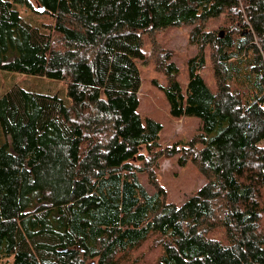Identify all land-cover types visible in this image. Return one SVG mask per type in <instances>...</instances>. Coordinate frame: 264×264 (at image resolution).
<instances>
[{"label":"trees","instance_id":"1","mask_svg":"<svg viewBox=\"0 0 264 264\" xmlns=\"http://www.w3.org/2000/svg\"><path fill=\"white\" fill-rule=\"evenodd\" d=\"M222 13L223 39L203 30ZM186 25L201 50L188 82L167 54L157 87L173 118L202 128L163 149L164 127L139 113V62L146 36ZM206 46L216 92L201 76ZM0 70L67 86V100L0 98V264H120L151 239L155 264H264V0H0ZM164 157L206 179L181 206L157 185Z\"/></svg>","mask_w":264,"mask_h":264},{"label":"rangeland","instance_id":"2","mask_svg":"<svg viewBox=\"0 0 264 264\" xmlns=\"http://www.w3.org/2000/svg\"><path fill=\"white\" fill-rule=\"evenodd\" d=\"M34 7L37 9L36 5ZM18 9L24 20L32 26L40 28L43 24H51L49 17H40L36 13L26 11L21 7ZM225 16L226 14L222 13L219 18L206 22L203 25V30L218 36L222 33L225 37L229 31L228 28L232 26V23L226 21ZM194 28L195 26L192 25L169 28L153 36H146L144 39L146 59L145 62H139L142 76L139 113L142 118L153 119L164 127L161 134L163 149L173 144L189 142L200 133L202 128V122L198 118H173L170 115V106L163 92L157 87L167 85V78L160 70L167 54L170 55L179 69V81L184 87L186 86L189 79L188 62L201 51L199 47L190 42V35ZM203 51L207 63L201 71V76L211 91L216 92L218 85H216V78L214 77L213 51L210 46L204 47ZM249 62L248 60L241 61L240 69L243 71L247 69ZM249 88L248 85L245 90H249ZM12 89H22L33 94L57 95L59 98L67 100V86L63 81L0 70V98ZM5 140L0 125V146L4 144ZM160 161V167L156 170V181L157 185L164 190L168 202L181 206L204 185L206 179L191 162L185 167H180L178 157H164ZM140 180L150 194L157 192L147 174L140 175ZM210 237L219 241H226L223 231L211 232ZM160 253L159 247L151 239L127 260L121 259L120 264H155ZM91 264H97V261H92Z\"/></svg>","mask_w":264,"mask_h":264},{"label":"water","instance_id":"3","mask_svg":"<svg viewBox=\"0 0 264 264\" xmlns=\"http://www.w3.org/2000/svg\"><path fill=\"white\" fill-rule=\"evenodd\" d=\"M41 11L44 12V9H41ZM219 37H220L221 39H223L224 36H223V34L221 33V34L219 35Z\"/></svg>","mask_w":264,"mask_h":264}]
</instances>
